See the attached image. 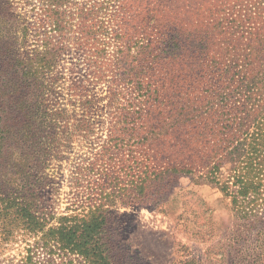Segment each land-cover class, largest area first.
I'll return each instance as SVG.
<instances>
[{
	"label": "trees",
	"instance_id": "obj_1",
	"mask_svg": "<svg viewBox=\"0 0 264 264\" xmlns=\"http://www.w3.org/2000/svg\"><path fill=\"white\" fill-rule=\"evenodd\" d=\"M14 3L0 0L6 264H152L120 208L177 203L201 227L212 210L184 178L216 184L255 231L230 264H264V0H34L31 17ZM77 146L57 211L52 164Z\"/></svg>",
	"mask_w": 264,
	"mask_h": 264
},
{
	"label": "rangeland",
	"instance_id": "obj_2",
	"mask_svg": "<svg viewBox=\"0 0 264 264\" xmlns=\"http://www.w3.org/2000/svg\"><path fill=\"white\" fill-rule=\"evenodd\" d=\"M16 10L25 16L31 17L32 2L34 0H14ZM28 2V3H27ZM95 143L93 146H96ZM75 147L69 155V159L60 163L53 162L52 166L58 170V191L52 197L56 203L57 211L64 210L71 198L70 172L80 158L89 155L85 146ZM58 164V165H57ZM184 190L194 189L208 204L212 210L208 218H199L197 227L188 215H179L181 207L175 203V207L168 206L164 211L153 207H121L120 211L130 214L129 221L121 223L120 228L125 230L128 242L132 246H140L144 255L152 264H173L172 260L179 258H195L198 264H208L207 254L219 257L222 264H230L237 260L239 254L245 256L248 248L252 252L255 249V231L245 230L237 222L229 210V202L220 188L213 183L194 184L184 178L181 180ZM56 198V199H54ZM17 244L8 246L0 255V264H6V260L16 257ZM209 252V253H208Z\"/></svg>",
	"mask_w": 264,
	"mask_h": 264
}]
</instances>
